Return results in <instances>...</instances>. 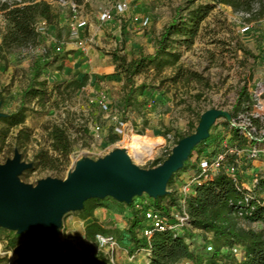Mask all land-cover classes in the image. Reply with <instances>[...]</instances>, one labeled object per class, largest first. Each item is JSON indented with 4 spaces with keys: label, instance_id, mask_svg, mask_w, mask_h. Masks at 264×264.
<instances>
[{
    "label": "rangeland",
    "instance_id": "374dc122",
    "mask_svg": "<svg viewBox=\"0 0 264 264\" xmlns=\"http://www.w3.org/2000/svg\"><path fill=\"white\" fill-rule=\"evenodd\" d=\"M47 1L59 18L57 23L45 25L39 45L0 53L2 111L11 113L22 105L25 108V118L19 124L11 126L0 119V162L12 158L17 148L24 161L34 163L21 175L25 182L36 184L48 176L64 179L78 159L84 156L98 159L118 147L125 148L142 167L157 166L179 139L195 132L201 114L207 109L219 108L236 116L250 107L251 89L264 78V0L255 4L259 11L249 19L228 5L218 4L201 22L190 47L181 43L180 35H174L177 41L173 50L180 55L179 60L161 69L150 65L134 75L135 88L131 94V84L124 73L116 70L112 52L126 55L129 60L143 53H154L164 27L186 0H132L123 11L118 4L127 0H84L76 10L71 0ZM108 9L112 10L113 18L102 20V12ZM75 15L86 21L80 42L70 38V23ZM245 24L250 25L249 30H243ZM4 26L6 22L0 11V41ZM61 29L64 34H58ZM62 42L63 50L57 51L55 46ZM44 48L53 50L54 59L33 80L32 64ZM84 75H88L84 87L68 86L71 80H82ZM31 83L42 88L43 94L23 97ZM245 86L248 98L238 105L239 92ZM55 126L64 129L72 140L67 157L53 148L51 130ZM211 134L215 137L199 144L188 166L174 174L168 188L177 198L192 177L189 165L195 162L201 148L206 147L210 154L227 146L243 150L252 143L250 137L247 143L233 137L232 122L225 116L216 120ZM135 136L161 142L154 153L139 161L129 147ZM261 148V154L255 158L244 159L242 152L233 155L241 160L243 181L264 199V188L257 185L264 180V142ZM102 200L104 209L95 210L94 216L118 239L119 246L111 252L112 264H147L146 251L132 253L129 248L130 207L111 197ZM167 203L169 197H164L162 204ZM91 221L92 218L83 219L80 211L69 212L59 237L81 246ZM263 226L260 221L251 224L254 229ZM16 235L0 227V253L8 256L9 264H18V254L6 247L9 237ZM207 235L193 231L188 242L196 254H209ZM25 241L23 237L22 242ZM80 264L88 263L81 260ZM176 264L193 262L185 258Z\"/></svg>",
    "mask_w": 264,
    "mask_h": 264
},
{
    "label": "trees",
    "instance_id": "16d2710c",
    "mask_svg": "<svg viewBox=\"0 0 264 264\" xmlns=\"http://www.w3.org/2000/svg\"><path fill=\"white\" fill-rule=\"evenodd\" d=\"M74 1L78 5L84 2V0ZM259 1L261 0H186L184 4L177 7L173 19L164 27L154 53H143L129 60L126 55L113 51L116 70L124 73L131 84L129 94L133 93L135 88L134 75L141 73L150 65H156L161 69L179 60L180 55L173 50L174 41H177L174 35H180L181 43L190 47L198 34L201 22L218 4L228 5L235 11H250ZM0 11L6 22V30L0 43V53L15 48L38 46L41 34L37 30V23L41 20L49 24L57 23L59 18V13L47 0L0 1ZM185 11H187L186 16H184ZM52 52L51 48H45V51L37 54L32 64L33 80L39 77L43 66L50 59H54ZM178 76H180L179 73ZM87 82L88 75H84L82 80H71L68 86L80 89ZM142 87L144 86H140ZM43 91L42 88H37L34 83H31L23 92V97L31 94L42 95ZM245 98H248L246 86L239 92L238 105L242 104ZM245 109L247 108L243 110ZM232 116L235 117L233 114ZM24 118L25 108L22 105L17 111L8 113L0 119L8 121L12 126L22 122ZM256 122L260 125L259 120ZM51 137L53 148L67 157L73 145L68 133L55 126L51 130ZM211 137H213L212 134ZM233 137L240 138L243 143L249 141V137L235 126H233ZM235 159L234 155L230 157L232 162ZM187 166L188 162L184 168ZM173 178L174 175L169 184ZM241 182L244 183L242 176ZM257 185L264 188V180ZM248 194L250 197L246 200ZM175 195L170 192L164 196L169 197L167 204H162L164 197L152 198V205L169 216L170 207L178 204V198ZM100 206H104L102 199L92 198L86 202L85 207L80 211L83 219L92 218L85 229L86 240L81 246L70 242L69 246L61 249L56 259L48 251L47 246L40 244L36 239L29 240L26 234L9 237L6 247L18 254V264H80L81 260L88 264H112L110 257L94 244L96 234L110 232V229L94 216L95 210ZM128 206L131 209L127 229L130 251L134 253L142 248L148 249L151 264H176L185 258L193 264H264V226L261 229L251 227V224L256 221L264 225V199L259 197L253 188L236 183L224 169L201 184H197L194 192L187 197L191 228H186L184 231L179 232L169 228L156 229L148 237L143 233L147 224L145 213L136 209L134 204ZM171 219L175 220L174 217ZM195 229L210 235V237L206 236L207 243L212 246L208 255L196 254L190 247L188 240L192 238ZM23 237H26L25 242H22ZM235 246H239L242 250L240 257L233 250ZM0 264H9L8 256H2L0 253Z\"/></svg>",
    "mask_w": 264,
    "mask_h": 264
},
{
    "label": "water",
    "instance_id": "95a60500",
    "mask_svg": "<svg viewBox=\"0 0 264 264\" xmlns=\"http://www.w3.org/2000/svg\"><path fill=\"white\" fill-rule=\"evenodd\" d=\"M7 115L0 100V118ZM222 116L233 121L232 113L226 110L207 109L195 132L179 139L168 157L153 167L140 166L125 148L118 147L98 159H78L64 179L48 176L33 184L23 181L21 175L34 163L24 161L16 148L12 158L0 162V227L26 234L29 240L36 239L56 259L61 249L70 245V241L59 237L69 212L83 210L92 198L111 197L132 205L145 194L154 199L170 194L172 176L211 136L216 120Z\"/></svg>",
    "mask_w": 264,
    "mask_h": 264
},
{
    "label": "built area",
    "instance_id": "2783aa9c",
    "mask_svg": "<svg viewBox=\"0 0 264 264\" xmlns=\"http://www.w3.org/2000/svg\"><path fill=\"white\" fill-rule=\"evenodd\" d=\"M131 1L132 0H127L119 3V9L121 11L125 10ZM71 6L74 10H76V7L79 5L74 0H71ZM257 10L258 9L254 7L250 11L238 12H240L244 18L249 19ZM112 18L113 13L111 9L104 10L101 14L102 20L108 21ZM147 22L148 20H146L145 23ZM46 24L47 22L45 20H41L37 23V30L40 32V34L45 29ZM85 25L86 21L77 19V16L75 15L72 22L70 23V38L80 42L82 31L84 30ZM249 29L250 25L245 24L243 30L246 31ZM63 47V42L59 44L57 43L55 46L57 51H62ZM41 51H45V48ZM250 95L252 101L251 106L238 112L237 115L233 117L232 121V126L239 128L242 133L251 138L252 143L248 148L240 150L238 146H227L223 151L201 158L194 176H192L183 187L178 198V204L172 205L170 207L169 216L164 214L161 210L155 208L152 205V197L148 196L147 194L145 196L143 195L137 197L134 200L133 204L135 208L143 211L146 215L147 224L145 225L143 231L146 236L150 237L156 229L169 228L181 232L186 228H191L187 210V197L194 192V188L197 184H201L202 182L208 180L221 169H224L225 172L230 175L236 183H241L244 187L250 188V186H246L241 182V176L243 172L241 170L240 161L238 158L233 162L230 161L229 155H239L242 152L244 154V159H250L257 157L262 152L261 144L264 142V78L255 82L253 88L251 89ZM256 120L260 121V125H258ZM255 182H257V180L254 181V183ZM249 197L250 195L248 194L246 196V200H248ZM172 217H174L175 220H172ZM94 244L99 250L104 251L110 257V260L113 261L111 252H113L119 246L118 239L114 234L98 233L96 234ZM208 248L211 250L212 246L209 244ZM239 248V246H235L233 250L237 256L240 257L242 255V250L240 248L241 253H239ZM140 250L146 251L147 255L149 254V251L146 248H142ZM147 264H151L149 256Z\"/></svg>",
    "mask_w": 264,
    "mask_h": 264
},
{
    "label": "bare ground",
    "instance_id": "6f19581e",
    "mask_svg": "<svg viewBox=\"0 0 264 264\" xmlns=\"http://www.w3.org/2000/svg\"><path fill=\"white\" fill-rule=\"evenodd\" d=\"M161 140L153 141L142 136H135L129 143L133 156L139 161L154 153V149Z\"/></svg>",
    "mask_w": 264,
    "mask_h": 264
},
{
    "label": "crops",
    "instance_id": "0c3cea01",
    "mask_svg": "<svg viewBox=\"0 0 264 264\" xmlns=\"http://www.w3.org/2000/svg\"><path fill=\"white\" fill-rule=\"evenodd\" d=\"M2 17H3V20H4V23H5V19H4V16H3V14H2ZM60 27H62V24H61V26ZM64 27V26H63ZM4 30H6V27L4 26V28H3ZM5 32V31H4ZM3 32V33H4ZM2 33V34H3ZM58 34H64V29H61L59 32H58ZM1 41H2V36H1ZM1 41H0V43H1ZM213 137H215V136H213ZM200 151H201V153L199 152L197 155H196V158L194 159V161L195 162H192L190 165H189V176H193L194 174H195V172H196V169L198 168V164H199V162H200V160H201V158H203L204 156H211V155H213L214 153H210L209 154V152L207 151V149H206V147L204 148H201L200 149ZM215 153H217V152H215ZM205 154V155H204ZM239 160V159H238ZM240 163H241V160H240ZM253 165H254V163H253ZM253 168H255V167H253ZM244 184L246 185V186H248L246 183H245V181H244ZM103 209H104V207L103 206H100V207H98L97 209H96V211H103ZM90 223V222H89Z\"/></svg>",
    "mask_w": 264,
    "mask_h": 264
}]
</instances>
